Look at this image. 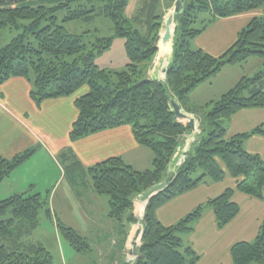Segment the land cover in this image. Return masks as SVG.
<instances>
[{
    "label": "trees",
    "instance_id": "1",
    "mask_svg": "<svg viewBox=\"0 0 264 264\" xmlns=\"http://www.w3.org/2000/svg\"><path fill=\"white\" fill-rule=\"evenodd\" d=\"M185 2L186 10L177 21L166 80L155 81L149 72L159 53L165 17L176 0H144L132 19L126 16L129 0H0V36L4 29L23 30L0 50V84L15 77L25 78L32 83L31 97L39 104L75 96L79 114L69 134L72 141L130 126L137 143L152 153V167L145 171L135 170L120 157L87 170L76 162L67 169L72 182L77 184L78 179L90 176L95 193L109 199V217L122 222L129 216L128 222L137 224L134 201L167 181V188L146 207L142 244L134 264H196L200 256L178 235L191 233L206 208L214 211L218 227L223 229L240 213L233 201L236 191L264 201V160L243 146L245 139L264 137V126L233 137H228L225 126V121L242 110L264 108V71L242 77L216 101L205 105L192 101L193 93L224 68L242 67L251 58L264 61V0ZM256 11L263 15L253 18L222 56L193 50L192 42L218 19ZM60 13L64 14L61 22ZM202 13H209L210 19L201 29L195 28ZM98 18L110 20L115 37L125 40L129 62L122 72L112 73L95 63L96 53L109 50L113 38L86 44L84 35L71 34L63 25L87 24ZM168 50L170 46L162 49ZM85 86L88 92L77 95ZM173 101L199 120L201 133L183 167L167 179L168 166L181 138L192 131L176 116ZM34 153L26 151L11 160L0 157V185ZM228 176L236 181V189H227L210 199L174 226H164L158 220L160 208L200 185L220 183ZM10 210L14 218L0 222V264H56L46 248L27 240L39 226L42 211L51 218L48 198L23 193L0 199V215ZM57 226L78 253L91 250L77 231L60 221ZM231 254L233 264H264V220L256 240L237 243Z\"/></svg>",
    "mask_w": 264,
    "mask_h": 264
},
{
    "label": "crops",
    "instance_id": "2",
    "mask_svg": "<svg viewBox=\"0 0 264 264\" xmlns=\"http://www.w3.org/2000/svg\"><path fill=\"white\" fill-rule=\"evenodd\" d=\"M262 15L263 12L256 11L218 19L193 45L220 57L233 46L252 19ZM171 58L172 51H160L152 65L150 78L159 76L162 81L164 75L160 76V72L168 68L166 63L169 65ZM255 63L264 67V61ZM247 65L224 68L211 82L193 93L192 101L204 104L197 99L204 91L209 92L222 85L219 96L234 87L242 77H251L245 69ZM251 69L256 72V66ZM32 89L31 82L19 77L0 84V157L11 160L26 151H35L30 160L0 185V199L23 193L43 198L46 195L51 212L48 219L74 229L90 244L88 253L94 254V258L89 264H133L141 244L136 224L128 222L129 216L122 222L111 219L109 199L96 194L90 181L74 184L67 169L78 162L81 168L87 170L110 158L120 157L135 170L145 171L152 167L151 151L137 143L130 126L72 141L69 134L79 114L75 96L45 100L39 104L31 97ZM195 126L181 138L180 146L168 166L167 179L178 170L181 156L188 157L198 142L201 133L199 120ZM260 126H264V108L240 111L228 120L226 128L228 137H233L250 133ZM243 146L246 151L264 160L263 136L245 139ZM230 188L236 189V181L230 176L220 183L200 185L160 208L157 218L164 226H174L196 208ZM233 201L239 205L240 213L228 226L220 229L214 211L206 208L194 230L187 235L190 237L187 245L200 256L196 264H233V246L240 242H254L258 237L264 220V201L237 191ZM143 205V197L134 201L133 215L138 220L144 214ZM65 216H73L76 225L65 223Z\"/></svg>",
    "mask_w": 264,
    "mask_h": 264
},
{
    "label": "rangeland",
    "instance_id": "3",
    "mask_svg": "<svg viewBox=\"0 0 264 264\" xmlns=\"http://www.w3.org/2000/svg\"><path fill=\"white\" fill-rule=\"evenodd\" d=\"M143 1L144 0H129V6H128V9L126 12L127 18L132 19L136 15V13H137V11H138V9H139V7ZM174 8H175V6L167 12L164 23H165L166 19L173 14ZM59 19H60V22L63 21V19H64L63 13L59 14ZM209 19H210L209 13L200 14L198 23L195 25V28L201 29ZM20 24L27 25L28 22L21 21ZM63 25L66 27L68 32L71 34L84 35V37H85L84 41L86 44H91V43L96 44L98 39L113 38V44L109 50L103 51L102 54H99L98 52L96 53L95 63L101 69L107 70V71L112 72V73H119V72H122L126 69V66L129 62V60H128L126 50H125V40L122 38L115 37L114 25L110 20L105 19V18H98L95 21H93L91 23H87V24L82 23V22H74V23H67V24H63ZM177 25L178 24L176 22L175 25L173 26V30H174L173 40L168 45V47L170 46L172 52H173L174 37H175ZM22 31L23 30L16 31V30L4 29L1 32V36H0V50L4 49L9 44H11L14 39H16L20 34H22ZM163 32H164V24H163L162 33ZM162 33H161V35H162ZM161 35H160V39H161ZM160 39H159V41H160ZM192 48H193V50H197V48L194 47L193 42H192ZM68 60L72 61V59H68ZM255 62H262V61L258 58H251L247 62L248 63L247 67H245V69L251 73V74H249L251 77H253V75L256 72L259 73L261 71H264V67L262 65H257L260 63H255ZM246 64H244V65H246ZM253 66H256V72L255 73H253L252 72L253 70L251 69ZM167 67H168V64H167ZM151 71H152V68L150 69L149 77L152 76V74H153ZM115 80H116V78L114 77L113 81H115ZM165 80H166V76L164 75L162 81H165ZM222 87H223L222 85H219V87L215 90H210L209 92L204 91L200 95L201 97H199V96L197 97L199 102L204 103V104H200V105H205V104H208L210 102H213V101L220 99L225 93L228 92V91H226L225 93L217 96L220 93ZM88 90H89V87L85 86L84 88H82L77 93V95H79V96L85 95L88 92ZM186 114L189 116L190 119H194L195 122L197 123L198 120L195 118L194 115H191L188 113H186ZM184 123L188 124V122L187 123L184 122ZM227 124H228V121H225V126H227ZM199 132H201L200 129H199ZM78 181H80L81 183L84 182L85 184H87L89 181L91 182V184L93 183L92 178L90 176H88V178L79 179ZM142 196L143 195L139 196V198ZM44 198H47L46 195L44 196ZM146 207L144 206V208H143L144 213H145ZM143 216H144V214L142 213V216H140L138 223L136 224V227H135L136 231L138 229L139 230L143 229V227H142ZM13 218H14L13 213L10 210L4 215H0V222L6 221L9 219H13ZM63 221L65 223H71L72 225H76V220L73 218V216H65ZM55 222H56V224H55ZM55 222L48 219L45 215V212L42 211L40 214L39 226L27 238V240L29 242H32V243H39L44 248H46L47 251L50 252L52 254V256L54 257L56 264H89V263H91V260L94 258V256H93L94 254H90L87 252L86 253H78L70 245V243L62 236L59 229L56 227L57 221H55ZM73 227H75V226H73ZM187 235H190V234L178 235V237L182 238V240L184 241V244L186 246L188 244L187 241L190 238L189 236L187 237ZM141 240H142V238H141ZM140 242L142 244V241H140ZM141 244H140V246H141ZM60 253L63 255V257L60 255Z\"/></svg>",
    "mask_w": 264,
    "mask_h": 264
},
{
    "label": "water",
    "instance_id": "4",
    "mask_svg": "<svg viewBox=\"0 0 264 264\" xmlns=\"http://www.w3.org/2000/svg\"><path fill=\"white\" fill-rule=\"evenodd\" d=\"M186 10V2L185 0H176V5L173 11V14L169 16L165 23H164V32L161 35V39L158 42V48L159 52L162 51V49H165L168 47V45L172 42L173 36H174V30L173 26L178 21L179 17L184 14ZM173 53V52H172ZM168 69L163 70V75L167 74ZM155 81H160V78L158 76L154 77ZM172 106L174 109V112L180 122H188V125L191 126L192 129H195L196 122L194 119H190L189 116L181 109V107L176 104L175 102H172ZM167 181H164L163 183L155 186L154 188L150 189L147 193L143 196V201L146 202V205L148 202L157 196L159 193L164 191L167 188ZM140 231L137 233V236H139Z\"/></svg>",
    "mask_w": 264,
    "mask_h": 264
},
{
    "label": "built area",
    "instance_id": "5",
    "mask_svg": "<svg viewBox=\"0 0 264 264\" xmlns=\"http://www.w3.org/2000/svg\"><path fill=\"white\" fill-rule=\"evenodd\" d=\"M187 161V156L186 155H182L181 158H180V161L178 163V170L183 167V165L185 164V162ZM177 170V171H178ZM176 171V172H177Z\"/></svg>",
    "mask_w": 264,
    "mask_h": 264
},
{
    "label": "bare ground",
    "instance_id": "6",
    "mask_svg": "<svg viewBox=\"0 0 264 264\" xmlns=\"http://www.w3.org/2000/svg\"><path fill=\"white\" fill-rule=\"evenodd\" d=\"M166 65H167V64H166ZM166 65H165V66H166ZM160 76H162V72H160ZM158 77H159V76H158ZM145 205H146V203H145L143 206H145Z\"/></svg>",
    "mask_w": 264,
    "mask_h": 264
}]
</instances>
